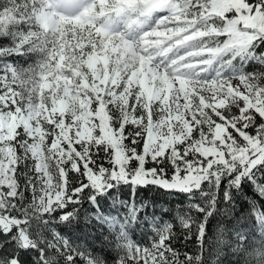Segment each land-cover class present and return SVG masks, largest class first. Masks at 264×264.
Instances as JSON below:
<instances>
[{
  "label": "snow or ice",
  "instance_id": "snow-or-ice-1",
  "mask_svg": "<svg viewBox=\"0 0 264 264\" xmlns=\"http://www.w3.org/2000/svg\"><path fill=\"white\" fill-rule=\"evenodd\" d=\"M0 264H264V0H0Z\"/></svg>",
  "mask_w": 264,
  "mask_h": 264
},
{
  "label": "trees",
  "instance_id": "trees-1",
  "mask_svg": "<svg viewBox=\"0 0 264 264\" xmlns=\"http://www.w3.org/2000/svg\"><path fill=\"white\" fill-rule=\"evenodd\" d=\"M139 195H142L145 199H149V200L156 202L158 211L161 207H169L172 203H175V201H172V199L168 197L166 194H164L162 190L153 189L152 191H142ZM249 195H251V192L249 193ZM241 206L246 207L243 204ZM170 215H171L170 213L167 214L165 218L166 219L170 218ZM95 239H96V243L99 249V247H101L102 245H100L101 237L98 232L95 233ZM177 247H179L181 251L188 250V248L183 247L182 239L180 241H177ZM189 247H192V246L189 245Z\"/></svg>",
  "mask_w": 264,
  "mask_h": 264
}]
</instances>
